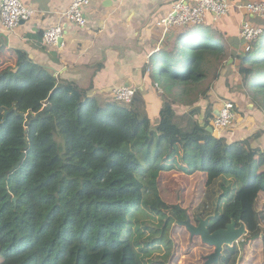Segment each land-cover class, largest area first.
I'll use <instances>...</instances> for the list:
<instances>
[{
	"label": "trees",
	"instance_id": "trees-1",
	"mask_svg": "<svg viewBox=\"0 0 264 264\" xmlns=\"http://www.w3.org/2000/svg\"><path fill=\"white\" fill-rule=\"evenodd\" d=\"M249 1L255 0H230ZM258 22L264 28V21ZM235 31L231 23L188 26L150 58L143 72L154 78L158 63L166 79L154 128L137 106L138 94L131 103H101L88 89L59 82L26 52H2L7 49L0 37V65L6 64L0 70V264H171L178 256L171 234L180 230L176 219L169 216L155 226L134 216L147 191L148 170L160 168L177 146L195 145L205 184L192 222L212 216L211 232L231 220L248 229L242 241L224 246L214 264H239L243 246L256 239L264 258V148L255 145L264 129L233 142L208 130L216 104L210 91L234 53ZM262 35L241 52L238 82L225 81L264 112ZM202 99L205 108L198 104ZM181 104L188 109L177 110ZM47 105L50 109L37 115ZM153 148L152 164L144 166L146 151ZM184 230L189 245L204 250V264L214 247Z\"/></svg>",
	"mask_w": 264,
	"mask_h": 264
},
{
	"label": "crops",
	"instance_id": "crops-1",
	"mask_svg": "<svg viewBox=\"0 0 264 264\" xmlns=\"http://www.w3.org/2000/svg\"><path fill=\"white\" fill-rule=\"evenodd\" d=\"M177 1L91 0L84 8L87 25L80 27L62 17L71 0H21L24 6L35 10V14L13 31L3 26L0 18V37L4 38L9 53L26 52L33 62L48 69L59 82H74L88 89L101 103L114 100L113 90L123 86L136 88V95L139 92L153 94L158 99L157 92H150L152 75L148 71L144 73L143 69L165 44L173 45L185 28L172 29L163 36L157 27V22L169 14ZM221 19V22H213L212 14H209L207 21L220 28L231 23L236 28L237 45L232 48L234 53L229 55L228 67L216 81L210 97L216 101L214 114L218 113L223 101H234L237 116L232 131L214 130L218 136L224 135L233 142L264 129V112L256 109L244 93L232 91L225 81L229 77L231 86L238 82L237 64L245 47L237 30L242 14L234 9L229 17ZM56 25L64 27L62 44L45 46L42 41L45 30ZM201 101L198 104L205 108L207 101L204 100L205 104ZM176 109L185 111L188 107L181 104L176 105ZM255 145L264 148V133Z\"/></svg>",
	"mask_w": 264,
	"mask_h": 264
},
{
	"label": "rangeland",
	"instance_id": "rangeland-1",
	"mask_svg": "<svg viewBox=\"0 0 264 264\" xmlns=\"http://www.w3.org/2000/svg\"><path fill=\"white\" fill-rule=\"evenodd\" d=\"M228 1L230 2V0ZM241 20L237 30H239ZM258 20L255 18V22L261 24ZM4 50L5 48H3L2 52L9 54L8 51ZM156 64L157 71H154V78H152L157 82L151 81L149 87L150 92L154 94L157 92L158 99L155 98L156 95H145L139 92V100L137 102V106L142 113L149 115L153 128L158 121V110L162 105V93L166 83L161 71H158L161 69L160 65ZM5 66L6 64L0 65V70L5 68ZM154 82L157 83L155 86ZM200 103L205 104L206 101L203 100ZM199 149L198 145L187 150L177 146L173 155L165 156L160 160V168H150L148 170L146 173L147 191L142 205L134 216V220L161 226L166 218L172 216L176 219L174 225L177 226L178 219L185 220L187 216H191V210L200 200L205 184L204 174L200 169L201 151ZM154 154H156L154 148L152 150L147 149V160L143 161L144 166H151L152 161L150 159H152ZM150 161L151 164L149 163ZM234 191L232 190L231 193H234ZM179 227L180 230L173 228L171 231L173 240L178 244L175 251L178 256L174 258L171 264H200V255L204 250L201 251L196 246H190L186 239L187 236H185L186 231H182L184 226ZM243 239L244 237L239 241ZM239 264H264L260 239L251 240V242H247L243 246L242 258Z\"/></svg>",
	"mask_w": 264,
	"mask_h": 264
},
{
	"label": "built area",
	"instance_id": "built-area-1",
	"mask_svg": "<svg viewBox=\"0 0 264 264\" xmlns=\"http://www.w3.org/2000/svg\"><path fill=\"white\" fill-rule=\"evenodd\" d=\"M90 2L91 0H71L62 17L71 24L85 27L88 21L84 8ZM232 7L243 16L239 26L240 42L245 50L249 51L264 30L263 25L255 22V18L264 21V0L249 1L244 5H234L228 0H178L169 14L157 22V27L162 30L164 36L175 28L205 23L209 14H212V21L217 22L226 16ZM34 14L35 10L24 6L21 0H0V18L8 31H13L23 20L31 19ZM63 34V25L52 26L45 30L43 44L57 46ZM136 92L134 87L123 86L113 90L112 95L119 102L131 103L136 97ZM236 114L234 103L223 101L213 120L215 130L221 131L231 127L236 120Z\"/></svg>",
	"mask_w": 264,
	"mask_h": 264
},
{
	"label": "water",
	"instance_id": "water-1",
	"mask_svg": "<svg viewBox=\"0 0 264 264\" xmlns=\"http://www.w3.org/2000/svg\"><path fill=\"white\" fill-rule=\"evenodd\" d=\"M63 38L59 39V45L62 44ZM50 109V105H47L45 109L41 110L37 115H43ZM16 111V109H14ZM21 116L26 117L25 114ZM4 121H0L2 124ZM208 130L210 132L214 131L213 126H209ZM24 156L20 159L14 169L18 168L22 163ZM212 216L206 218L199 217L197 224H194L190 216H187L185 220L178 219L177 224L179 226H184L189 231L191 239L194 236H200L202 242L213 246L214 251L205 256L206 260L204 264H214L219 261L220 256L222 255L225 245L232 246L234 243L241 240L244 235L248 233L247 226L244 222H237L236 220H231L230 223L226 225L225 228H220L211 232L208 228L209 220Z\"/></svg>",
	"mask_w": 264,
	"mask_h": 264
},
{
	"label": "clouds",
	"instance_id": "clouds-1",
	"mask_svg": "<svg viewBox=\"0 0 264 264\" xmlns=\"http://www.w3.org/2000/svg\"><path fill=\"white\" fill-rule=\"evenodd\" d=\"M226 101V100H225ZM216 115V114H215ZM215 118V117H214ZM214 120V119H213ZM212 124H213V122H212ZM211 126H213L214 127V125H211ZM214 130H215V128H214Z\"/></svg>",
	"mask_w": 264,
	"mask_h": 264
},
{
	"label": "bare ground",
	"instance_id": "bare-ground-1",
	"mask_svg": "<svg viewBox=\"0 0 264 264\" xmlns=\"http://www.w3.org/2000/svg\"><path fill=\"white\" fill-rule=\"evenodd\" d=\"M263 33H264V31L260 34V36H261ZM260 36H259V38H260ZM259 38H258V39H259Z\"/></svg>",
	"mask_w": 264,
	"mask_h": 264
}]
</instances>
